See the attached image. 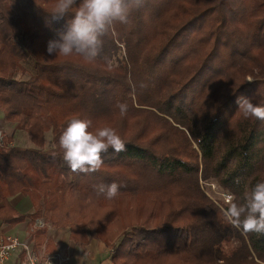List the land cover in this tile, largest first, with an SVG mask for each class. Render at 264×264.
Instances as JSON below:
<instances>
[{
    "label": "trees",
    "instance_id": "trees-1",
    "mask_svg": "<svg viewBox=\"0 0 264 264\" xmlns=\"http://www.w3.org/2000/svg\"><path fill=\"white\" fill-rule=\"evenodd\" d=\"M53 4L0 0V112L32 145L0 146V222L41 218L40 237L67 228L74 243L111 249L112 264H264V234L232 227L201 187L240 201L264 180V121L236 103L264 105V0H146L95 61L48 54L72 18L53 19ZM23 64L27 79L15 76ZM73 118L114 128L125 150L72 172L58 139ZM112 182L116 198L97 194ZM18 194L32 213L9 205Z\"/></svg>",
    "mask_w": 264,
    "mask_h": 264
},
{
    "label": "clouds",
    "instance_id": "clouds-1",
    "mask_svg": "<svg viewBox=\"0 0 264 264\" xmlns=\"http://www.w3.org/2000/svg\"><path fill=\"white\" fill-rule=\"evenodd\" d=\"M146 0H54L47 13L53 19L66 15L65 31L58 33V39L48 41L47 52L57 57L81 56L87 61L100 57L103 37L116 25L131 23L133 13L145 4ZM251 82V78H250ZM238 111L245 119L254 117L264 121V105L253 102L252 97L239 96L236 100ZM115 107L121 115L128 111L126 102H118ZM90 119L73 118L63 129L58 139L62 159L74 173L90 174L97 172L104 164L103 155L111 149L114 153L125 150L126 145L114 128L102 127L94 131ZM98 195L114 199L119 195L120 185L98 184L94 186ZM226 207L222 209L224 219L242 233L264 234V180L256 182L246 191L242 200L229 193L225 197ZM48 264L51 261L48 259Z\"/></svg>",
    "mask_w": 264,
    "mask_h": 264
},
{
    "label": "crops",
    "instance_id": "crops-1",
    "mask_svg": "<svg viewBox=\"0 0 264 264\" xmlns=\"http://www.w3.org/2000/svg\"><path fill=\"white\" fill-rule=\"evenodd\" d=\"M8 203L20 214H30L33 211L32 203L28 197L21 194L8 198ZM37 223L29 226L27 220L16 225L0 222V241H4L7 236L17 237L22 243L29 245L32 250L43 254L53 253L58 251V248L61 250L65 245L69 248L71 246L72 252L70 253L68 250L69 259L65 264H111L108 250L103 243L96 240H92L84 246L74 243L68 239L67 228L47 227L44 236L40 237L37 231L42 226H38ZM24 260L25 253L16 249L2 264H24Z\"/></svg>",
    "mask_w": 264,
    "mask_h": 264
},
{
    "label": "rangeland",
    "instance_id": "rangeland-1",
    "mask_svg": "<svg viewBox=\"0 0 264 264\" xmlns=\"http://www.w3.org/2000/svg\"><path fill=\"white\" fill-rule=\"evenodd\" d=\"M22 68H23L22 69L23 71H18L15 76L17 78H19V79H27L32 74V69H31L29 64H23ZM247 80H249V78H247ZM1 115L2 114L0 112V117H1L0 118V127H2V128H0V131L4 135V140H6V138L10 137L11 141L13 142V144L15 146H19L21 148H30V147H32V145L30 144V142L28 140L27 135L23 131L14 130L13 126L11 124H8V123H6V122H4L2 120V116ZM46 138L49 140L50 139V135H47ZM204 186H203V184H201L202 190L205 192V194L216 205H219V202L226 203L225 197L229 193L221 192L214 182H210V183L204 184ZM36 223L38 224V226H43V220L41 218L36 220L35 224ZM93 240H95V239H93ZM91 241L92 240H90L89 242H91ZM96 241H98V240H96ZM66 247L69 248L68 246L65 245L64 248L61 249V250H59L60 248H58V251H62L63 250V252H66L67 251ZM68 250L70 251V253L72 252L71 246H70V248ZM108 253L110 255L112 253V250L109 249ZM109 261H110V258H109ZM110 263H111V261H110Z\"/></svg>",
    "mask_w": 264,
    "mask_h": 264
},
{
    "label": "built area",
    "instance_id": "built-area-1",
    "mask_svg": "<svg viewBox=\"0 0 264 264\" xmlns=\"http://www.w3.org/2000/svg\"><path fill=\"white\" fill-rule=\"evenodd\" d=\"M4 143V135L0 131V146ZM20 249L25 253L24 264H65L69 259L68 249L66 252L56 251L53 253L43 254L32 250L29 245L22 243L17 237L7 236L4 241H0V264L10 256L11 252Z\"/></svg>",
    "mask_w": 264,
    "mask_h": 264
}]
</instances>
